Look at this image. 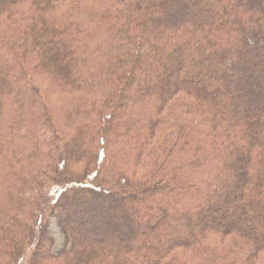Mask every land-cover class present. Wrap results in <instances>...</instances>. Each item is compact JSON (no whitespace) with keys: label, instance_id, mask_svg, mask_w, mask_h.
Segmentation results:
<instances>
[{"label":"trees","instance_id":"16d2710c","mask_svg":"<svg viewBox=\"0 0 264 264\" xmlns=\"http://www.w3.org/2000/svg\"><path fill=\"white\" fill-rule=\"evenodd\" d=\"M25 257L264 264V0H0V264Z\"/></svg>","mask_w":264,"mask_h":264},{"label":"rangeland","instance_id":"374dc122","mask_svg":"<svg viewBox=\"0 0 264 264\" xmlns=\"http://www.w3.org/2000/svg\"><path fill=\"white\" fill-rule=\"evenodd\" d=\"M43 80V79H42ZM44 81V80H43ZM44 86L46 87V83H44ZM50 96V97H49ZM53 95H52V93L51 92H49L48 91V100L51 102V97H52ZM52 105H54V106H58L57 105V103H56V101H52ZM64 129L65 128H68V127H66V126H62ZM67 193H68V196L70 195V194H73L74 193V190L73 189H68L67 188ZM67 199H69V197L67 198ZM70 200V199H69ZM83 206V205H82ZM74 222L75 223H73L74 224V226H78L79 227V230H80V232H81V234L83 235V234H85V235H87L88 237H90V236H92V238H96L97 237V235L96 234H93V232H89V228H88V225L85 223H82V224H78V222L76 221V219L74 220ZM95 223L94 224H96L97 226H100V225H103L102 224V222H97V221H94ZM51 231H52V234H53V236L55 237V239H56V246H57V250L58 249H61L62 247H63V243H64V239H63V236H62V234H61V232H60V229H59V227L57 226V224H56V222L53 220V222H52V224H51ZM105 236V233H103V232H100L99 234H98V236ZM43 245H44V248H45V242H42V247H43ZM43 248V249H44ZM25 261H26V257H25V259H23L22 260V264H25ZM46 261H45V258H44V260H42V261H40V263L42 264H44Z\"/></svg>","mask_w":264,"mask_h":264}]
</instances>
